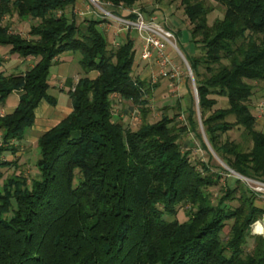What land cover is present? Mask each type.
I'll return each mask as SVG.
<instances>
[{"label":"trees","instance_id":"16d2710c","mask_svg":"<svg viewBox=\"0 0 264 264\" xmlns=\"http://www.w3.org/2000/svg\"><path fill=\"white\" fill-rule=\"evenodd\" d=\"M78 1L0 0V46L36 58L23 73L0 71V101L19 93L16 107L0 115V264H264V236H254V248L247 249L252 225L264 217L256 191L235 178L215 203L208 188L222 175L191 162L174 119L163 115L136 130L114 120L113 95L147 112L149 83L133 77L135 40L126 35L109 47L102 19L77 23L67 12ZM98 1L118 8L138 0ZM180 1L192 43L202 50L186 58L208 141L232 170L262 181L264 132L256 129L250 81H264V0H214L224 16L212 24L213 7L204 0ZM14 14L39 20L30 25L29 37L5 22ZM66 51L79 52L83 70L98 75L66 80L72 111L39 136L38 175L5 178L3 169L17 162L3 155L17 153L16 141L35 124L40 102L57 104L49 94L50 69ZM212 95L226 97L228 106L213 110L218 100ZM187 111L181 133L198 135L196 111ZM236 126L251 138L249 151L223 141ZM181 205L187 207L184 222L177 219Z\"/></svg>","mask_w":264,"mask_h":264},{"label":"rangeland","instance_id":"374dc122","mask_svg":"<svg viewBox=\"0 0 264 264\" xmlns=\"http://www.w3.org/2000/svg\"><path fill=\"white\" fill-rule=\"evenodd\" d=\"M207 5L213 7L212 12L208 16L209 24H212L216 19L223 18L224 8L214 0H204ZM130 10L141 11L144 17L150 22L170 31L174 37L171 38L172 43H166L163 56L154 54L151 59H142L141 53L144 48V42L139 35L137 29L133 25L126 27L118 17H123L128 21H135L131 18ZM73 12L77 23L83 21L85 17L96 16L102 19V28L109 41V47H117L122 43L126 35H130L135 40V65L133 69V77L145 79L149 83V90L146 98L148 99L145 109L147 112H141V106L134 104L132 101L121 99L118 95H113V110L115 113L114 120L119 121L126 128L133 130L138 129L143 122L154 123L161 119L163 115H168L174 119L172 125L177 128V133L181 134L180 144L183 151H190V160L194 165L202 170V163L208 164L211 171L220 173L221 180L208 188L209 193L212 195L213 201L216 200L224 193L228 184L233 185L235 178H240L249 188L258 193L255 203L264 208V178L262 181L241 177L231 171L228 166L216 154L210 145L208 138L205 134L202 122L201 112L199 106V94L193 71L190 73V64L186 57L192 56L197 52L201 54L202 50L196 51L192 43V36L189 27V21L185 16L183 6L180 0H138L132 7H124L121 4L116 8L111 4H102L98 0H79L76 6L67 9V12ZM108 13L113 16L107 15ZM118 16V17H117ZM5 22L11 27V30L22 34L24 37H29V27L32 24H37L38 19L22 20L16 14L7 16ZM109 30H107V28ZM122 38V39H120ZM9 47L0 46V58L2 59V66L0 71H4L6 75L23 73L36 61L33 56L30 62L22 63L23 57L15 54H10ZM28 58V57H26ZM81 54L79 52L66 51L59 55L57 64H54L50 69L49 82L51 84L49 93L59 97V105L65 104L67 100L71 104L70 98L67 99L66 94L61 95L59 86L60 78L67 76L73 77L75 83L80 77L89 76L95 78L98 72L91 71L86 73L80 65ZM16 66V67H15ZM66 78L63 86L70 88L67 81L71 78ZM253 86V95L250 99V106L253 114L257 118L256 129L264 132V81L251 82ZM60 94V95H59ZM218 100V104L213 108H225L228 106L226 97L212 95ZM7 101V100H6ZM19 95L13 93L8 98V105L10 108H5V103L0 101V115L11 112L17 105ZM15 103V105H14ZM193 107L196 111L200 128L198 135L192 131L181 133L183 126L188 127L187 109ZM56 107L50 106V110H55ZM230 121H234L231 117ZM48 127V126H47ZM46 129L42 128H29L26 131L24 138L21 141H16L18 147L16 154L6 153L3 155L5 159L14 160L17 165L10 168L3 169L4 177H9L12 174H23L31 179L38 175L36 161L39 158V149L37 147V140L39 136L45 132ZM223 141L230 140L240 144L241 148L249 151L253 142L248 136L246 131L241 126H236L232 130L223 134ZM228 170V173L222 170ZM232 205L238 206L239 202L234 200ZM177 219L184 222L188 219L187 207L181 205L178 209ZM257 224L264 227V217L256 221L251 227V234L253 235L248 239L247 249L254 248V236L262 235L264 232L257 233L254 228ZM231 222H227L225 226L223 238H228Z\"/></svg>","mask_w":264,"mask_h":264},{"label":"built area","instance_id":"2783aa9c","mask_svg":"<svg viewBox=\"0 0 264 264\" xmlns=\"http://www.w3.org/2000/svg\"><path fill=\"white\" fill-rule=\"evenodd\" d=\"M130 13L137 15L135 21H128L123 17H117L127 28L133 25L137 29L144 42L141 58L146 60L151 59L155 53L163 56L166 43H172L171 38L174 35L170 31H166L164 28L158 27L157 24L147 20L141 11L130 10ZM107 15L113 16L110 13ZM191 71L190 69V73Z\"/></svg>","mask_w":264,"mask_h":264},{"label":"crops","instance_id":"0c3cea01","mask_svg":"<svg viewBox=\"0 0 264 264\" xmlns=\"http://www.w3.org/2000/svg\"><path fill=\"white\" fill-rule=\"evenodd\" d=\"M103 26V24H101V27ZM110 27L107 28V30H109ZM122 39V38H120ZM15 54L12 55V57L14 56ZM30 60H32L31 57H28V58H23L21 60L22 63H25L26 61L27 62H30ZM59 60V59H58ZM26 62V63H27ZM36 61H34V63H32V65H30V63L28 64V66H26L27 68H31L34 66ZM60 62V61H59ZM16 67V66H15ZM67 76H64L62 78H60V86H59V90L62 91L60 94L63 95V94H66L67 96V99L69 98V95L67 93L68 89L69 88H66L63 86V83L65 81L66 78H69L70 76H68V74H66ZM70 78H73V77H70ZM13 93H17L19 95L18 92H13ZM12 93V94H13ZM11 94V95H12ZM50 94V93H49ZM59 94V95H60ZM10 95V96H11ZM51 95V94H50ZM9 96V97H10ZM54 96V95H52ZM8 97V98H9ZM56 101H57V104L55 106L53 105H50L47 101L43 100L40 102L39 106L37 107L36 109V121H35V124L32 126L33 128H42V129H46L45 131H47L48 129H50L51 127L55 126L56 124H58L64 117H66L71 111H72V104L69 103V101L67 100V102H65V104L63 105H59V97H56ZM19 102V101H18ZM18 104V103H17ZM15 105V103H14ZM5 108H10V106L8 105V99L5 103ZM50 106H53V107H56L55 110H50ZM13 108L16 107L15 106H12ZM48 126V127H47ZM31 127V128H32ZM44 133V132H43ZM42 133V134H43Z\"/></svg>","mask_w":264,"mask_h":264},{"label":"bare ground","instance_id":"6f19581e","mask_svg":"<svg viewBox=\"0 0 264 264\" xmlns=\"http://www.w3.org/2000/svg\"><path fill=\"white\" fill-rule=\"evenodd\" d=\"M254 230L257 232V233H262L264 232V227L261 225V224H257L254 228Z\"/></svg>","mask_w":264,"mask_h":264},{"label":"water","instance_id":"95a60500","mask_svg":"<svg viewBox=\"0 0 264 264\" xmlns=\"http://www.w3.org/2000/svg\"><path fill=\"white\" fill-rule=\"evenodd\" d=\"M197 93H198V91H197ZM229 168V167H228ZM230 169V168H229ZM231 170V169H230ZM231 171H233L234 173H236V174H238L237 172H235L234 170H231ZM239 176H241L240 174H238ZM241 177H244V176H241Z\"/></svg>","mask_w":264,"mask_h":264}]
</instances>
